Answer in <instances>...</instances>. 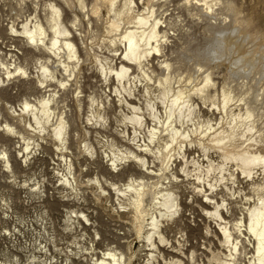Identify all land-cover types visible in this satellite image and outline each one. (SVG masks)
Wrapping results in <instances>:
<instances>
[{
  "label": "bare ground",
  "instance_id": "obj_1",
  "mask_svg": "<svg viewBox=\"0 0 264 264\" xmlns=\"http://www.w3.org/2000/svg\"><path fill=\"white\" fill-rule=\"evenodd\" d=\"M61 1L64 5L46 0L42 13L26 16L20 27L12 24L11 39L20 38L26 45L24 63L19 50H0V131L22 140L25 150L20 155L15 142L7 141L9 148L2 153L6 170L17 172V161L22 167L28 165L30 153L44 149L49 139L67 163L63 186L76 194L81 191L75 165L78 155L71 147L81 140V133L70 117L72 103L62 90L71 82L80 90L83 56L113 48V55L98 59L105 95L99 103L91 97L88 121L99 129L110 127L111 102L118 103L117 132L122 141L107 137L99 144L111 163L112 177L129 172L130 179L119 185L112 182L114 178L97 175L94 182L108 199L116 197L121 213L132 215L133 228L148 251L144 264L187 263L183 259L189 245L186 235L175 245L167 235L170 223L184 218L182 190L187 186L193 187L194 194L197 191L194 199L203 193V200L195 201L219 228L215 233L211 226L206 230L208 236L219 238L223 248V252L209 249L208 264H264V51L255 61L258 51L242 52L235 42L248 29V22L237 19L231 32L226 24H210L212 34L205 47H188L182 53L187 63L164 60L156 68L154 59L166 57L174 38L166 30L173 26L167 23L166 10L172 0ZM195 1L185 0L184 7L199 20L216 16L217 7L230 3ZM93 18L104 27L100 38L91 37ZM35 57L34 73L25 61ZM221 68L226 74L220 85L216 76L221 73L216 70ZM23 88L34 89L38 96L32 100L22 95L18 109L9 102ZM81 98L72 100L79 110L87 106ZM205 111L211 116L206 118ZM82 143L86 152L96 156L91 140ZM191 151L197 156L191 158ZM243 180L250 183L251 194L242 196ZM105 185L113 188L114 195ZM236 194L247 201L240 208V218L230 199ZM72 214L92 226L83 212ZM168 246L172 249L168 253L182 257L166 254L163 249ZM135 257L131 247L129 253L120 246L109 247L94 264H132ZM187 258L189 264H197L196 251Z\"/></svg>",
  "mask_w": 264,
  "mask_h": 264
},
{
  "label": "rangeland",
  "instance_id": "obj_2",
  "mask_svg": "<svg viewBox=\"0 0 264 264\" xmlns=\"http://www.w3.org/2000/svg\"><path fill=\"white\" fill-rule=\"evenodd\" d=\"M45 1L25 0L26 3L21 4V0H0V50L3 52H7L6 48L19 50L20 59L24 63L27 52L26 45L20 38L11 39L12 32L10 28L13 23L16 25L21 24L26 16L34 15L36 11L42 13ZM53 1L64 5L61 0ZM193 1L196 2L195 0ZM229 2V5L224 2L223 5L216 8V16H210L208 20H199L184 7L185 0H172L169 5L170 8L168 7L166 10L168 11L167 23L173 24V26L168 27L166 30H170V33L174 34V38L170 40L173 42L169 43L165 51L166 57L162 56L154 59L156 68H159V62L164 60H172L173 63L186 61L182 53L188 47L190 49H203L207 38L212 34L208 33L210 24L213 25L217 21L221 26L226 24L229 26L228 29H230L228 31L231 32L237 26V19L247 21L249 27L244 30V33L247 34L238 35L235 42L240 44L239 50H242V52H246L248 49H252L253 52L258 51L259 54H255L254 58L255 61H258L260 53L264 51V0H229ZM65 10L69 12L71 9L66 7ZM103 16L107 18L106 11L103 12ZM93 24L94 33L91 35L93 39L94 37L98 36L100 38V35H105L104 27L101 26V23H97V20L93 18ZM217 36L216 34L214 35L215 38ZM111 49L96 50L90 53L88 57L83 56L85 60L82 65L84 76L81 77V83L78 85V87H81L80 90L74 86V82H71L72 86H69L71 88L68 87L62 90L72 103L73 112L70 117L75 128L81 133V140L71 143L74 153L78 155L75 158V165L76 172L80 176L81 191L79 193L76 194L70 188L63 186L62 179L67 172V163L60 157V153L49 139L47 144L43 145L46 146L44 149L39 151L36 149L30 153L29 162L25 163L28 165L22 167L17 161L20 167L19 170L15 173L8 172L2 159L4 149L7 150L9 148L7 141L11 139L13 143L15 142V146L18 147L16 148V153L21 155V152L23 153L25 150H23L22 140L15 139L12 135L10 136L0 131V236H3L6 230L12 228V230L18 228L21 231L22 228L23 230L25 229V245L29 244V249L25 247V264H32L28 262V260L32 259V255L43 257L39 251L42 245L47 246L50 250L46 257L57 256L64 261L67 258L66 256H68L71 259V264H94L98 257L102 258L107 253L109 247L116 248L119 246L127 253L130 252L131 247L133 253L136 254L132 264H144L147 261L146 254L148 251L147 248H144V240L138 236L133 228L132 215L121 213L116 197L108 199L94 182L97 175L99 177L104 176L106 179L114 178L112 177L111 163L108 162L104 154L105 148L99 144V141H105L107 137L122 141L121 136L117 132L120 129H118L117 119L121 118V109L118 103L111 102V110L108 113L110 127L99 129V126L95 127V125H92L93 123L88 121L91 97H95L99 100V103L100 96L105 95V86H103L105 83L100 73L98 59L113 55L114 53ZM253 52L252 55H254ZM13 53L16 54V52ZM104 53L105 55L103 56ZM25 62L30 72L35 73V69L38 66L37 58L35 57ZM216 71L221 73L216 76L217 82L221 85L224 81L223 75L226 74L225 68ZM52 85L56 86L55 83H52ZM54 87L51 88L54 89ZM33 88L35 89L36 87ZM33 90L21 89V94L10 101L9 104L18 107L23 98L22 95L34 100L38 94L35 91L36 89ZM77 96L82 97L81 99H84L87 103V106L84 105L83 110H79L76 103H74ZM198 102L202 105V102ZM4 106L7 109L6 104ZM204 114L206 118L211 116L207 111ZM86 130L91 131V134L86 135ZM87 139L91 140V143L96 148L97 152L94 157L84 149L82 142ZM194 156H197V152L191 151L190 157ZM18 160L22 159L19 158ZM114 179L112 182L117 181L115 183L121 185L130 179V173L127 172L120 178ZM242 182L243 185L241 187L244 191L242 196L251 194L250 183L247 180ZM105 186L114 195L113 188L109 185ZM195 192L194 194L192 186L183 188L182 205L184 218L176 223H170L167 235L170 242H173L172 244L174 245L178 240H183L186 235V239L189 240V245L185 250L187 255L183 257L185 262H187L186 264H189L188 262L190 261L187 257L191 256L193 251H196L197 264H208L209 249L212 248L213 251L223 252V248L219 238H216L214 234L207 235L206 230L209 226L212 227L213 233L219 228L215 224L210 223L209 217L201 206L196 203V201L200 203L203 200V193L194 199L193 196L197 194V191ZM230 199L233 200L234 206L237 207V218H240V211L245 208L247 201L245 199L242 200L239 194H236L235 197L231 196ZM73 211L83 212L87 215L91 220L92 226H89L84 220H76L77 217H74ZM96 232L100 235H97ZM170 246L168 248L165 247L163 251L176 258L182 257L179 254L168 253V251H172ZM93 249L95 252H92ZM4 251H6L5 243L0 240L1 262H7L6 258L3 257ZM89 252H92V254L89 255ZM34 264H40V262Z\"/></svg>",
  "mask_w": 264,
  "mask_h": 264
},
{
  "label": "built area",
  "instance_id": "obj_3",
  "mask_svg": "<svg viewBox=\"0 0 264 264\" xmlns=\"http://www.w3.org/2000/svg\"><path fill=\"white\" fill-rule=\"evenodd\" d=\"M19 161L23 162V159ZM12 229L6 230V235L4 234L3 236H0V240H2L6 246V251L3 252V257L7 260V262L0 261V264H25V247L28 248L29 246V244L25 245V229L23 230L22 228V231L18 228L14 229L15 231ZM39 251L43 257L32 255V259L28 260V262H31L32 264L37 262H40V264H71V259L68 256H66L67 258L66 260L64 259V261L57 256L46 257V254L49 253L50 250L45 245H42Z\"/></svg>",
  "mask_w": 264,
  "mask_h": 264
},
{
  "label": "snow or ice",
  "instance_id": "obj_4",
  "mask_svg": "<svg viewBox=\"0 0 264 264\" xmlns=\"http://www.w3.org/2000/svg\"><path fill=\"white\" fill-rule=\"evenodd\" d=\"M9 132H11L12 130L11 129H8ZM262 239H264V237H262Z\"/></svg>",
  "mask_w": 264,
  "mask_h": 264
}]
</instances>
